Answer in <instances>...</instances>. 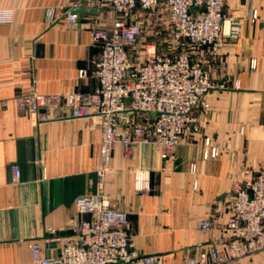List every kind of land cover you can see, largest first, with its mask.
Segmentation results:
<instances>
[{
	"label": "crops",
	"instance_id": "crops-1",
	"mask_svg": "<svg viewBox=\"0 0 264 264\" xmlns=\"http://www.w3.org/2000/svg\"><path fill=\"white\" fill-rule=\"evenodd\" d=\"M87 1L0 0V101L6 103L0 114V264H33V243L44 256H56V238L76 240L83 219L76 201L89 195L128 212L132 244L141 254L188 264L202 246L221 247L218 227L231 219L233 181L264 167V0H228L224 33L233 21L239 37H226L216 57L197 54L216 88L205 97L209 108L195 110L196 122L186 128L174 158L163 160L148 142L125 157L118 144L103 182L100 119H72L65 111L40 122L16 104L21 95L99 87L101 49L92 32L116 14L109 7L89 9ZM78 9L87 13L68 24L67 15ZM147 118L137 114L132 121L145 125ZM213 149L218 155L205 157ZM209 219L216 224L206 231L201 223ZM238 264H264V255Z\"/></svg>",
	"mask_w": 264,
	"mask_h": 264
},
{
	"label": "built area",
	"instance_id": "built-area-1",
	"mask_svg": "<svg viewBox=\"0 0 264 264\" xmlns=\"http://www.w3.org/2000/svg\"><path fill=\"white\" fill-rule=\"evenodd\" d=\"M227 3L88 0L87 8L99 11L109 7L116 14L110 25L92 32V43L101 49L96 63L99 87L91 93L21 95L16 99L18 111L34 115L40 122L47 121L50 114L65 111L72 119H100L103 165L98 176L102 182L112 170V154L118 144L123 145L125 157L132 155L137 143L148 142L163 160L173 159L186 128L196 122L195 110L209 108L205 97L216 88L210 70L197 54L216 57L226 37H239L240 30L233 21L229 34L224 33ZM161 6L176 37L187 42L185 51L160 54L155 44H140L145 14ZM79 19L80 15H67L68 24L76 25ZM139 57L143 59L136 61ZM86 74L81 72L82 77ZM5 106L0 101V114ZM137 114L148 117L145 125L133 123ZM217 155V149H213L205 157ZM19 178L20 169L15 166L13 181ZM227 203L231 219L218 227L221 247L215 243L202 246L199 257L188 264H234L264 253V167L256 174L247 173L244 179L234 180ZM76 212L83 217L74 230L76 240L56 238L58 254L53 257L44 256L39 244H31L33 264H164L161 256L143 255L134 247L126 210L111 206L99 195H89L77 199ZM215 224L209 219L201 227L208 231Z\"/></svg>",
	"mask_w": 264,
	"mask_h": 264
},
{
	"label": "rangeland",
	"instance_id": "rangeland-1",
	"mask_svg": "<svg viewBox=\"0 0 264 264\" xmlns=\"http://www.w3.org/2000/svg\"><path fill=\"white\" fill-rule=\"evenodd\" d=\"M148 43L155 44L157 46V51L160 54H169L177 51L182 52L188 48L185 40L176 37L174 29L169 23L168 14L163 6L145 14L143 18V34L140 38V44ZM142 59L143 57H139L136 61H141ZM258 255H264V253ZM258 255H255L248 260H251Z\"/></svg>",
	"mask_w": 264,
	"mask_h": 264
},
{
	"label": "water",
	"instance_id": "water-1",
	"mask_svg": "<svg viewBox=\"0 0 264 264\" xmlns=\"http://www.w3.org/2000/svg\"><path fill=\"white\" fill-rule=\"evenodd\" d=\"M85 13H87L86 9H78V10L73 12V14H77V15H82V14H85Z\"/></svg>",
	"mask_w": 264,
	"mask_h": 264
}]
</instances>
